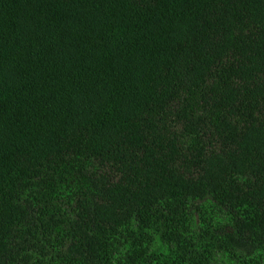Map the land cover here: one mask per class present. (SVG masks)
<instances>
[{
    "label": "trees",
    "instance_id": "obj_1",
    "mask_svg": "<svg viewBox=\"0 0 264 264\" xmlns=\"http://www.w3.org/2000/svg\"><path fill=\"white\" fill-rule=\"evenodd\" d=\"M0 264H264V0H0Z\"/></svg>",
    "mask_w": 264,
    "mask_h": 264
}]
</instances>
